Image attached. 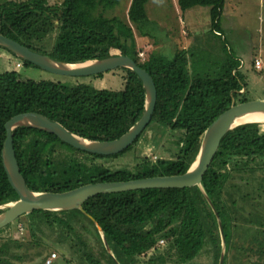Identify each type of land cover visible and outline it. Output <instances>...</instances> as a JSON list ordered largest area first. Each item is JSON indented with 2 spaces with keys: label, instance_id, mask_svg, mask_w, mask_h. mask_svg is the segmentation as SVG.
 I'll return each instance as SVG.
<instances>
[{
  "label": "trees",
  "instance_id": "trees-1",
  "mask_svg": "<svg viewBox=\"0 0 264 264\" xmlns=\"http://www.w3.org/2000/svg\"><path fill=\"white\" fill-rule=\"evenodd\" d=\"M148 2L131 0L127 11L129 21L143 34L152 29ZM119 4L120 0H62L59 4H49L48 0H0V34L61 62L130 56L150 74L157 91L150 123L119 154H90L43 130L15 129L16 159L27 187L34 192H66L89 183L183 174L195 159L207 127L232 105L248 101L240 63L225 47L228 53L219 67L205 73L193 71V52L187 49L172 55L150 51L140 62L134 51L133 30L121 18L107 16V11ZM177 4L182 12L193 7L209 8L211 31L220 29L225 0H177ZM42 22L57 30L49 51L30 43L35 34L46 32L42 31ZM0 50L21 61L22 66L37 67L4 47ZM116 70L125 71L138 82L142 98L137 109L94 99L73 101L62 97L61 90L66 88L61 83L45 86L23 78L16 69L0 72V206L18 199L1 158L5 123L13 116L39 112L76 136L92 141L114 140L135 125L144 111V88L130 69ZM48 90L51 101L43 94ZM154 125L180 133L174 156L143 157L132 168L113 167V162L129 153ZM262 194L264 123H244L223 137L201 187L100 194L86 201L82 210H35L22 216L29 232L27 240L11 234L22 217L0 229V264H45L49 254L30 257L27 263L24 255L11 253V248L21 249L27 244L39 247L47 240L73 264H105L103 260L116 264L102 236L119 264H190L204 251L212 256V264L220 263L222 251V264H252L254 253H258L254 262L264 264V238L260 239L263 231L255 235L251 219L247 220L249 225L239 224L246 208H256ZM3 211L0 209V213ZM46 227L54 232V239L42 236ZM90 228L99 244L95 252L84 235L90 234ZM256 247L260 249L254 251ZM242 257L250 262L242 263Z\"/></svg>",
  "mask_w": 264,
  "mask_h": 264
},
{
  "label": "rangeland",
  "instance_id": "rangeland-1",
  "mask_svg": "<svg viewBox=\"0 0 264 264\" xmlns=\"http://www.w3.org/2000/svg\"><path fill=\"white\" fill-rule=\"evenodd\" d=\"M18 1V0H17ZM62 0H48L49 4H59ZM131 0H120L119 6L115 9L108 10L107 16L119 17L126 25H128L134 32L136 39L137 57L140 62L147 58L150 51H162L164 54L171 55L177 49L176 42L184 41L185 34L191 30L185 29V15L181 13L177 4L171 0H149L146 5V10L149 20L152 22V29L147 34H143L134 23L128 19L127 11ZM236 2V3H235ZM201 11L198 17L199 33L196 39H189L191 43V51L193 52V71L198 73L210 72L219 67L224 60L226 54L224 47L231 51L237 59H239V71L243 75V82L246 85L245 97L248 100L264 99V70L259 73L249 66V59L256 53L254 59H259L262 64L264 59V1L263 0H227L224 13L222 15V24L228 28L224 33V37H217L210 32H204L205 17L210 22L209 8H196ZM231 17V19H230ZM186 21V20H185ZM42 31L35 34L31 38L30 43L42 50H51L57 30L51 29L47 24L40 23ZM190 37L192 35H189ZM189 37V38H190ZM227 39V44H225ZM187 40V38H185ZM185 40V41H186ZM161 44V45H159ZM226 45V46H225ZM253 52H255L253 54ZM5 53L0 50V72L15 68L16 71L26 79L40 81L45 86L56 85L61 83L66 89L61 90L62 97H68L73 101L82 99L99 100L107 104H120L126 108L135 110L140 104L142 92L136 79L122 70H115L106 72L102 76H88V77H65L58 76L46 72L37 67H25L17 69L15 63L6 62L2 55ZM260 54V55H259ZM3 58H2V57ZM261 56V57H260ZM253 59V60H254ZM15 61V59H13ZM244 62V66L241 62ZM17 62V61H16ZM264 64V62H263ZM245 91V89H243ZM48 97L52 93L48 90L43 93ZM44 97V100L46 99ZM48 101L52 97L47 98ZM58 108L60 103L58 102ZM179 132H172L160 126H151L144 134L134 148L126 153L123 157L113 162V167H130L132 168L143 157L150 159L156 158H171L178 150L177 140L179 139ZM196 158V157H195ZM256 208L247 207V212L244 217H241L239 224L249 225L247 220L254 221L253 227L259 229L254 230L255 235L261 234L264 238V194L258 197ZM248 223V224H247ZM42 236L45 238H55L54 232L49 228L43 229ZM261 232V233H260ZM11 234L21 241L27 240L29 236L28 229L25 225V219L22 217L15 225V229ZM52 234V235H51ZM90 246L97 251L99 244L96 242L94 230L90 228V234L84 233ZM252 240V239H251ZM260 249V248H259ZM257 247L254 251L259 250ZM11 253L22 254L26 257L27 263H30V257L38 254L49 256L56 253L54 264H73L62 258L51 240H47L46 245L42 244L39 247L33 244H27L21 249L12 247ZM240 254V253H238ZM257 254L254 253V258L251 260L252 264L257 260ZM107 264L106 260H103ZM242 263H249L250 260L246 257L241 258ZM16 264H21L15 262ZM190 264H212V256L207 252L201 253Z\"/></svg>",
  "mask_w": 264,
  "mask_h": 264
},
{
  "label": "water",
  "instance_id": "water-1",
  "mask_svg": "<svg viewBox=\"0 0 264 264\" xmlns=\"http://www.w3.org/2000/svg\"><path fill=\"white\" fill-rule=\"evenodd\" d=\"M0 46L8 49L16 57L30 62L40 69L58 76L88 77L104 74L118 68H128L140 79L145 91L144 111L140 119L119 138L109 141H92L69 132L57 121H52L39 112H24L13 116L5 123L6 139L2 146L1 158L8 181L16 191L18 199L0 206V229L13 223L23 215L35 210L70 211L82 210V205L100 194L120 193L142 189H169L201 187L202 179L220 146L223 137L238 125L247 114L264 113V99L248 100L232 105L221 113L204 132L196 158L183 174L153 176L128 181L98 182L79 186L66 192H34L27 187L13 146V131L19 127H31L54 134L64 143L81 151L101 156L122 153L128 149L142 134L151 121L155 110L157 91L155 83L136 61L126 55H115L108 58L67 63L52 59L50 56L31 50L29 47L0 34ZM98 227V226H97ZM100 230V228L98 227ZM107 252L116 264L107 243L102 236ZM222 251L220 263L222 264Z\"/></svg>",
  "mask_w": 264,
  "mask_h": 264
},
{
  "label": "crops",
  "instance_id": "crops-1",
  "mask_svg": "<svg viewBox=\"0 0 264 264\" xmlns=\"http://www.w3.org/2000/svg\"><path fill=\"white\" fill-rule=\"evenodd\" d=\"M172 2H174V3H176L177 4V0H171ZM234 1V0H233ZM264 1V0H263ZM226 2H227V0H225V4H224V8H225V5H226ZM236 3V2H235ZM177 6H178V4H177ZM179 8V7H178ZM196 8H200V7H193V8H191V9H188V10H186V11H184V12H182V11H180L181 13H183L184 15H185V20H184V22L186 23H188L187 24V26L185 25V29H187V30H191L190 32H187L185 35V38H187V40L184 38L183 40L184 41H182L181 40V42H176V44H177V49L176 50H179V49H187V50H191V43H190V40L189 39H196L197 38V35H198V33H199V24H201L200 22H199V16L202 14L201 13V11H199L198 9H196ZM202 8V7H201ZM204 8V7H203ZM223 11H224V9H223ZM223 13L224 12H222V15H223ZM209 14H210V10H209ZM222 15H221V18H220V29L219 30H214V31H211V25H210V22L207 20V17H205V22H204V25H205V29H204V32H210V33H212V34H214L215 36H217V37H224V33H225V31L226 30H229V29H231V28H228V27H226L225 25H223L222 24ZM230 19H231V17H230ZM189 35H192L191 37L189 36ZM190 37V38H189ZM186 40V41H185ZM226 40V42H225V44H227V39L226 38H224V41ZM159 45H161V44H159ZM175 52V51H174ZM173 52V53H174ZM173 53H171V55L173 54ZM255 52H253V54H254ZM258 53H262V52H260V50H259V52ZM258 53H256V54H254L253 56H252V58H250L249 59V66L252 68V69H254L255 71H257V72H259V73H261V72H263V70H264V64H263V62H264V59L261 57L260 59H262V68L260 69V70H257V69H255L254 68V66H253V59H254V56H257V54ZM259 54V55H260ZM4 58H3V57ZM1 57L8 63H10V62H12V63H16V60L14 61L9 55H7V54H4V55H2ZM237 60H239V59H237ZM240 61V60H239ZM242 63L243 64H245L243 61H242ZM11 69H15V68H11ZM11 69H9V70H11Z\"/></svg>",
  "mask_w": 264,
  "mask_h": 264
},
{
  "label": "built area",
  "instance_id": "built-area-1",
  "mask_svg": "<svg viewBox=\"0 0 264 264\" xmlns=\"http://www.w3.org/2000/svg\"><path fill=\"white\" fill-rule=\"evenodd\" d=\"M241 63H242V62H241ZM242 65L244 66L243 63H242ZM21 66H22L21 61H17V62L15 63V67H16V68H20ZM253 66H254L255 69L260 70V69L262 68L261 61H260L259 59H254V60H253ZM56 257H57L56 253H52L50 256H48V257L45 259V264H52Z\"/></svg>",
  "mask_w": 264,
  "mask_h": 264
},
{
  "label": "bare ground",
  "instance_id": "bare-ground-1",
  "mask_svg": "<svg viewBox=\"0 0 264 264\" xmlns=\"http://www.w3.org/2000/svg\"><path fill=\"white\" fill-rule=\"evenodd\" d=\"M240 122H261L264 123V113L247 114L240 118Z\"/></svg>",
  "mask_w": 264,
  "mask_h": 264
}]
</instances>
